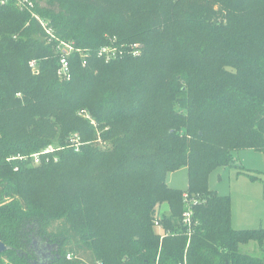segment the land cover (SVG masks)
Segmentation results:
<instances>
[{
    "label": "trees",
    "instance_id": "trees-1",
    "mask_svg": "<svg viewBox=\"0 0 264 264\" xmlns=\"http://www.w3.org/2000/svg\"><path fill=\"white\" fill-rule=\"evenodd\" d=\"M42 1L58 39L90 58L72 55L61 79L39 21L0 7V264H36V238L60 248L52 264H264V229H234L230 197L209 188L235 152L264 154V0ZM111 39L142 55L106 63ZM184 167L188 192L167 184ZM185 193L201 198L191 236ZM252 242L262 257L241 251Z\"/></svg>",
    "mask_w": 264,
    "mask_h": 264
},
{
    "label": "rangeland",
    "instance_id": "rangeland-1",
    "mask_svg": "<svg viewBox=\"0 0 264 264\" xmlns=\"http://www.w3.org/2000/svg\"><path fill=\"white\" fill-rule=\"evenodd\" d=\"M44 5L45 2L42 1L41 6ZM37 71V69H34V72ZM52 141L53 144H58L60 142L57 137ZM95 143L105 149L108 148V144L101 139L96 140ZM52 147L55 148V145ZM54 151L55 150H53V152ZM234 156L236 161L232 166L218 167L213 170L209 178V188L210 190L218 192L221 196L230 197L232 203V227L234 229H264V154L254 150L244 149L235 152ZM9 160H14V158ZM16 170H18V168H16ZM167 184L170 188L188 192L190 189L188 168L184 167L169 174ZM46 186L48 187L49 185L46 184L45 187ZM45 187L37 189L36 194L38 195L42 193V191L45 193L50 191V186L47 189ZM169 211L167 205H162L158 217L161 218L163 214H169ZM59 226L60 222H57L52 225L50 230L57 232ZM54 244L56 243L36 238V240H34L36 262L41 263L44 261L40 254V252H42L43 255L48 256L46 262H48V264L51 262L52 264L56 258L53 259L51 256H55L56 253L53 252L50 254L46 247ZM68 248L69 247H67V249ZM59 250L60 248L58 247L57 253ZM241 251L257 257L263 256V250L256 242H252L249 245H242ZM72 257L73 256H71V258ZM3 260H7V264H19L18 261L14 263L8 262L7 257H4ZM99 264L102 263L99 262Z\"/></svg>",
    "mask_w": 264,
    "mask_h": 264
},
{
    "label": "built area",
    "instance_id": "built-area-1",
    "mask_svg": "<svg viewBox=\"0 0 264 264\" xmlns=\"http://www.w3.org/2000/svg\"><path fill=\"white\" fill-rule=\"evenodd\" d=\"M42 4V0H0V7L14 5L21 12L29 14L32 18H35L39 21L42 28L44 29L48 41L56 42V52L60 58V67L58 70V75L63 80H70L72 78L70 58L74 54H79L83 61V66H88L90 53L88 50L80 49L75 46L73 42H67L64 40H59L56 32L53 27L50 26V23L42 18L36 11L38 5ZM143 45L140 43L130 44V45H117L116 39H111L110 44L103 46L98 51V56L102 58L106 63H110L119 58L125 56L139 57L142 55ZM30 66L33 69H37L38 62L33 60L30 63ZM20 96V94H19ZM71 143L76 148L77 151L80 150L81 142L78 135L71 137ZM53 148H47L41 153H36L31 156L36 165L41 164L42 157L53 152ZM14 159H28V157H17ZM184 201L186 204V211L183 214L182 223L188 229V235L191 236L196 222L194 221V207L198 205L201 201L195 197H191L189 193L184 194ZM155 226L158 232L162 235V238L166 236V231L163 228L160 217H157L155 220ZM68 258L71 259V255H68Z\"/></svg>",
    "mask_w": 264,
    "mask_h": 264
},
{
    "label": "water",
    "instance_id": "water-1",
    "mask_svg": "<svg viewBox=\"0 0 264 264\" xmlns=\"http://www.w3.org/2000/svg\"><path fill=\"white\" fill-rule=\"evenodd\" d=\"M46 248L50 252V254L53 253V252L56 253L55 256H51V257H53V259L60 257V255L57 253V250H58V245L57 244L48 245ZM9 249L10 248L5 243H3L2 241H0V254L6 253ZM40 254H41V257L43 258L44 261H42L41 263H38L37 262L36 264H48V262H46L48 256L43 255L42 252H40ZM50 264H51V262H50Z\"/></svg>",
    "mask_w": 264,
    "mask_h": 264
}]
</instances>
